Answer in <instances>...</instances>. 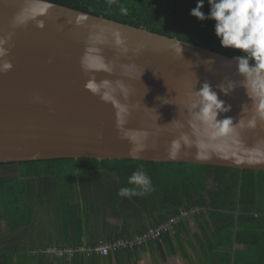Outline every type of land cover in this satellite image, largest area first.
I'll list each match as a JSON object with an SVG mask.
<instances>
[{"label":"water","instance_id":"obj_1","mask_svg":"<svg viewBox=\"0 0 264 264\" xmlns=\"http://www.w3.org/2000/svg\"><path fill=\"white\" fill-rule=\"evenodd\" d=\"M45 3L0 0V164L133 159L264 171V86L242 81L224 63L233 58L55 3L41 13ZM88 81H109L113 100ZM222 81L236 88L225 95ZM204 82L231 106L217 120L232 118V130L196 119Z\"/></svg>","mask_w":264,"mask_h":264},{"label":"trees","instance_id":"obj_2","mask_svg":"<svg viewBox=\"0 0 264 264\" xmlns=\"http://www.w3.org/2000/svg\"><path fill=\"white\" fill-rule=\"evenodd\" d=\"M45 1L133 27H142L231 58L243 55L240 50L221 47L214 32L213 20L200 21L189 14L197 0H139L137 21L119 16L113 0L111 5L109 0ZM201 10L205 15L208 14V0H205ZM141 168L150 177L152 190L143 195L120 196L119 189L131 187L128 177ZM13 169L16 170L15 175L3 176L2 172ZM208 180L215 183V189H208ZM73 190H77V197L82 202H73ZM0 193L3 238L10 232H19L32 224L35 219L33 212L43 207L47 214H57V221L69 233V246H76L87 237L85 226H88L89 216L94 218L97 225L105 222L104 226L110 231L107 241L129 238L126 226L132 222L144 228L132 236L140 235L177 215L180 210L191 207L205 208L211 220V216L216 215L219 209L232 211L236 208L239 217L227 216L225 219L228 224L264 217V171L188 163L133 159H55L4 163L0 164ZM146 220L153 222L147 228ZM13 255L1 253L0 264H14ZM78 255L81 254L75 255L71 261L79 259Z\"/></svg>","mask_w":264,"mask_h":264},{"label":"crops","instance_id":"obj_3","mask_svg":"<svg viewBox=\"0 0 264 264\" xmlns=\"http://www.w3.org/2000/svg\"><path fill=\"white\" fill-rule=\"evenodd\" d=\"M207 186L209 190L215 189L212 180H208ZM77 196V190H73V202H82ZM231 215L236 219L239 217L236 208L232 211L219 209L211 220L207 210L201 208L200 213L180 220L165 234L162 242H148L133 251L124 250L126 252L107 257L78 255L79 259L72 262L71 259L36 252L48 245L65 247L71 244L69 233L57 221V214H47L41 207L40 211L37 208L33 212L35 219L32 224L19 232L6 234L5 238L2 237L4 224L0 221V254H14V264H264V217L228 224L225 218ZM87 222L85 239L108 238L110 231L104 226L105 222H100L99 226L92 216L87 218ZM145 222L148 223L146 228L153 223ZM126 227L129 238L144 230L133 222Z\"/></svg>","mask_w":264,"mask_h":264},{"label":"clouds","instance_id":"obj_4","mask_svg":"<svg viewBox=\"0 0 264 264\" xmlns=\"http://www.w3.org/2000/svg\"><path fill=\"white\" fill-rule=\"evenodd\" d=\"M204 2L205 0H197L196 6L190 9L189 14L200 21L213 20L215 22L214 32L221 47L240 50L243 53V55L236 56L232 60H225L224 63H234L236 73L244 78L242 81H256L264 86V0H208L210 11L207 15L201 10L204 7ZM109 4L111 5V0H109ZM51 7H53L51 3H45L41 13ZM120 12L126 15L128 9L121 6ZM37 26L43 27V22L38 23ZM114 35L116 45H124V38L121 33L117 31ZM172 47L181 55L180 46L177 48L172 45ZM124 51L128 52L130 49L125 46ZM207 61L211 65L216 63L215 58ZM10 67V64L4 65L5 69ZM119 86L123 88V85ZM217 87L227 95L236 88V85L234 81H229L228 86L225 87L222 81ZM85 88L100 94V98L104 101L113 100L112 92L115 89L111 87L109 81H102L99 84L88 81ZM101 89H104L102 93ZM195 93L199 97L198 104L193 105L194 108L199 109L194 114L196 119L209 126L220 125L222 132L232 130L229 128V125L233 124L232 118L217 120L218 114L230 111L231 106L225 107V102L218 98L217 92L213 90L210 83L204 82L201 89ZM261 107L264 108V103L261 104ZM131 154L135 157L134 152ZM174 154L172 153V155ZM128 185L131 187L119 189L120 196L143 195L152 190L151 179L142 168L134 171L128 177Z\"/></svg>","mask_w":264,"mask_h":264},{"label":"built area","instance_id":"obj_5","mask_svg":"<svg viewBox=\"0 0 264 264\" xmlns=\"http://www.w3.org/2000/svg\"><path fill=\"white\" fill-rule=\"evenodd\" d=\"M200 212V207L182 209L177 215L169 217L166 221L155 227L149 228L143 234L137 235L129 240L115 239L113 241L99 240L98 242H91L83 239V241L76 246L62 247V250L57 248H46L42 253L48 256L72 259L76 254L81 253H86L89 256L97 254L102 257H107L121 250L133 251L151 241L162 242L163 235L170 232L180 220L188 219Z\"/></svg>","mask_w":264,"mask_h":264},{"label":"rangeland","instance_id":"obj_6","mask_svg":"<svg viewBox=\"0 0 264 264\" xmlns=\"http://www.w3.org/2000/svg\"><path fill=\"white\" fill-rule=\"evenodd\" d=\"M113 3H114L115 10H116V12H117V14L119 16H121L123 18H126V19H129V20H135V21L138 20V11H139V5L138 4H139V0H113ZM121 6L126 7L128 9V12H127L126 15L125 14H121V12H120ZM15 171L16 170L13 169V171L2 172V174H3L4 177H10V175H12V173H14V175H15ZM75 201H76V199H75ZM1 206H2V204H1V193H0V214H2V208H1ZM107 220L110 221V218H107ZM98 225L101 226V224H98ZM135 236H137V235H135ZM135 236H132L130 238H133ZM130 238H128V237H121V238H118V240L119 239L129 240ZM84 240L90 241L89 239H84ZM99 240H102V239H99ZM99 240H95V241H91V242H98ZM46 248H48V249L57 248V249L62 250L61 249L62 247H59V246H56V245H48L46 247H43L41 251L40 250H36V252H42ZM121 251H124V250H121ZM127 251H129V250H127ZM81 255L89 256L86 253H81ZM65 259H67V258H65ZM67 260H70V259H67Z\"/></svg>","mask_w":264,"mask_h":264}]
</instances>
